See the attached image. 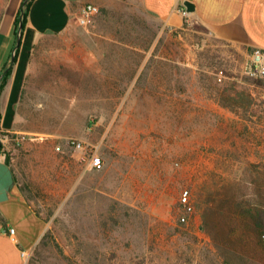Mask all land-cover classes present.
Instances as JSON below:
<instances>
[{
  "label": "rangeland",
  "instance_id": "374dc122",
  "mask_svg": "<svg viewBox=\"0 0 264 264\" xmlns=\"http://www.w3.org/2000/svg\"><path fill=\"white\" fill-rule=\"evenodd\" d=\"M12 6L0 0V28ZM99 7L89 26L38 42L23 134L9 137L47 223L27 264H223L206 218L225 239L237 229L261 242L251 165L264 162V77L245 72L253 51L193 20L169 33L140 3ZM94 150L102 168L90 167ZM186 190L194 212L183 222Z\"/></svg>",
  "mask_w": 264,
  "mask_h": 264
},
{
  "label": "crops",
  "instance_id": "0c3cea01",
  "mask_svg": "<svg viewBox=\"0 0 264 264\" xmlns=\"http://www.w3.org/2000/svg\"><path fill=\"white\" fill-rule=\"evenodd\" d=\"M23 0H13L4 25L0 28V77L13 67L11 78L0 88V264H27L29 253L43 237L47 223L40 215L21 183L16 161L10 153L9 137L20 139L17 128L18 106L22 100L27 76L38 42L45 35L68 31L86 4L111 5L119 0H33L27 25L18 45L14 26ZM140 3L142 13L158 22L169 33H182L188 23L182 9L189 11V20L212 34L215 40L241 50L264 49V0H127ZM17 10L16 9V6ZM195 32V31H194ZM199 34V31H196ZM16 51V58L13 55ZM18 54V56H17ZM4 78V76H3ZM0 80V85L3 80ZM25 139V136H22ZM17 149L13 152L16 154ZM20 152V151H17ZM15 234H10V229Z\"/></svg>",
  "mask_w": 264,
  "mask_h": 264
},
{
  "label": "trees",
  "instance_id": "16d2710c",
  "mask_svg": "<svg viewBox=\"0 0 264 264\" xmlns=\"http://www.w3.org/2000/svg\"><path fill=\"white\" fill-rule=\"evenodd\" d=\"M33 0H29L26 3V0H23L21 3V7L19 9L18 15L15 20L14 26L16 27V35L19 31L20 21L22 18V13H24L23 17V24L24 30L27 25V17L31 8ZM18 52V51H17ZM19 53V52H18ZM18 56V54H17ZM17 61V57H16ZM13 72V67H11L1 82L0 88L1 90L4 89L6 86L8 79L11 78ZM1 119V114H0ZM254 169L253 173L256 174L255 176L258 179V192L260 194L261 200H264V162L262 163H254L251 165ZM260 207H257L255 215H252L253 222H254V229L255 234L258 236L259 233L263 232L264 234V201L260 204ZM238 207H242L238 205ZM209 214L214 216V211L217 212L213 207H207ZM246 214V217H250L251 211L242 210ZM206 224L208 229L210 230V234L213 235L214 242L218 251L220 252V256L223 258V264H264V242L261 237V242H252L246 239V235L242 233H237V229H234L233 232H229L226 236L227 239L224 238V235H219L216 231L217 227L215 225H211L209 220L206 218ZM241 225V224H240ZM249 224L246 221L243 222L242 230L245 229L249 231L248 228ZM241 230V229H240ZM261 235V236H262Z\"/></svg>",
  "mask_w": 264,
  "mask_h": 264
},
{
  "label": "built area",
  "instance_id": "2783aa9c",
  "mask_svg": "<svg viewBox=\"0 0 264 264\" xmlns=\"http://www.w3.org/2000/svg\"><path fill=\"white\" fill-rule=\"evenodd\" d=\"M100 12V7L96 4L89 3L86 4L82 12L78 18L79 24L83 26H89L95 17L99 14ZM182 14L184 17L189 20V11L187 9H182ZM245 72L247 75L251 77H264V49L262 48H256L253 50V53L249 59V61L246 64ZM1 138V137H0ZM74 147L78 150H84L85 145L84 142L75 140L72 141ZM104 165L102 157L98 154L97 150H94L91 158H90V167L94 169H99L102 168ZM181 203L183 205L184 211L186 215L182 217L183 222L188 221L187 215H190L194 212V206L191 201V193L189 190L184 191L181 197ZM10 234L13 235L15 234V229H10ZM263 242H264V234L262 236Z\"/></svg>",
  "mask_w": 264,
  "mask_h": 264
},
{
  "label": "water",
  "instance_id": "95a60500",
  "mask_svg": "<svg viewBox=\"0 0 264 264\" xmlns=\"http://www.w3.org/2000/svg\"><path fill=\"white\" fill-rule=\"evenodd\" d=\"M29 0H26V3L28 2ZM23 17H24V13H22V18H21V21H20V27H19V33H18V45H17V48H19L21 42H22V32H23V29H24V24H23ZM17 48L15 49V52H14V55H13V61L15 60L16 58V51H17ZM4 75H2L0 77V80L3 78ZM2 146H3V142L0 138V150L2 149Z\"/></svg>",
  "mask_w": 264,
  "mask_h": 264
}]
</instances>
